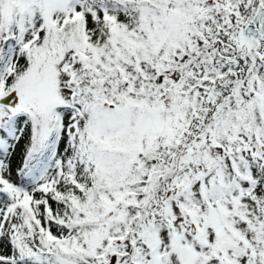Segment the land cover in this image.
Segmentation results:
<instances>
[{"label": "snow or ice", "instance_id": "obj_1", "mask_svg": "<svg viewBox=\"0 0 264 264\" xmlns=\"http://www.w3.org/2000/svg\"><path fill=\"white\" fill-rule=\"evenodd\" d=\"M0 264H264V0H0Z\"/></svg>", "mask_w": 264, "mask_h": 264}]
</instances>
